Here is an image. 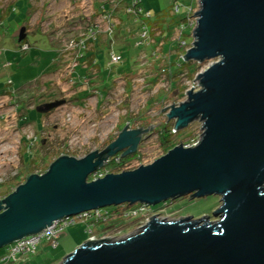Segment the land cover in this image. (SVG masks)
I'll return each instance as SVG.
<instances>
[{
    "label": "water",
    "instance_id": "95a60500",
    "mask_svg": "<svg viewBox=\"0 0 264 264\" xmlns=\"http://www.w3.org/2000/svg\"><path fill=\"white\" fill-rule=\"evenodd\" d=\"M200 5L185 61L215 62L198 76L200 90L167 113L177 132L200 119L199 143H181L148 165L97 180L89 178L107 158L136 151L140 130L125 129L102 152L57 158L0 199V250L83 212L218 195L216 221L153 218L125 239L85 243L61 264H264V0Z\"/></svg>",
    "mask_w": 264,
    "mask_h": 264
},
{
    "label": "rangeland",
    "instance_id": "374dc122",
    "mask_svg": "<svg viewBox=\"0 0 264 264\" xmlns=\"http://www.w3.org/2000/svg\"><path fill=\"white\" fill-rule=\"evenodd\" d=\"M96 1L102 3V0H0L1 13H6L9 5L15 8L9 19H0L1 24L6 21L11 25L4 30L8 37H3L5 34L0 37L2 191L8 184H18L19 180L15 178L19 175L20 182L24 183L30 172L41 174L45 169L41 161L44 155L59 151L83 158L108 147L125 125L149 127L150 131L146 132L139 149L143 153V163L154 162L163 154L159 127L163 129L169 123L174 127L175 124L174 120L169 122L167 119L170 108L184 102L189 89L195 87L194 91L200 90L198 76L215 62L199 64L201 68L192 79L183 74L180 79L170 80V62H181L180 56L185 53L182 50L183 54H180L177 29L167 32L165 35L169 38L165 40V37L162 43H158L155 38L164 34L157 24L151 28V36L150 24L147 21L143 24L140 15L128 14L127 8L123 9L124 5L116 1L111 7V18L102 14L97 17L96 35L100 40L96 50L90 44L86 57L79 62L76 61L75 50L56 56L54 50L60 48L62 51L66 41L79 33L74 23L94 13ZM142 1L144 11L151 12L153 18L160 12L171 10L175 4V0ZM23 28L32 43L28 51H22L16 42L21 38ZM189 32L185 35L190 42ZM163 47L165 50L162 51ZM89 49L95 52H92L95 62L90 60ZM112 54L121 55L123 61L111 64ZM174 80H177L175 86L172 85ZM182 88L183 92L180 91ZM85 94L87 96L82 98ZM63 100L66 102L61 106L50 110L44 108L46 104ZM202 127L203 122L197 119L188 128L176 132L174 140L178 145L196 142L201 139ZM26 154L36 160L31 168H26ZM220 205L221 197L218 195L206 198L189 195L148 206L145 213L131 218L122 217L126 212L123 206L128 207L126 205L107 207L101 210L112 212L111 219L93 227L96 238L90 237L86 225L78 223L61 233L56 248L43 242L37 254L19 255L17 261L22 260L23 264H61L85 243L125 239L140 232L153 218L176 221L190 216L193 219L209 216L213 221L216 218L214 212ZM6 248L0 250V257Z\"/></svg>",
    "mask_w": 264,
    "mask_h": 264
},
{
    "label": "built area",
    "instance_id": "2783aa9c",
    "mask_svg": "<svg viewBox=\"0 0 264 264\" xmlns=\"http://www.w3.org/2000/svg\"><path fill=\"white\" fill-rule=\"evenodd\" d=\"M139 0H131L129 5L127 6V13L131 15H143L145 17L150 18L151 13L149 11H144L143 8H138ZM182 9L184 12L182 13ZM201 9L200 0H175V4L172 8V14L178 18H181L180 22H178L176 26V34H177V40L180 47V54L183 50V55L180 56V60L185 61V56L187 52L193 47V43L195 41V30L198 26V16L197 13ZM107 17V15H106ZM111 18L112 16H108ZM189 38L190 42L185 35V32L189 31ZM96 32L91 33L88 35L87 39H71L66 42V45L64 47V50L71 51L75 50L77 53L76 61L79 62V59L84 56V54L81 52V50H85L87 48L86 42L89 40H92L93 42L97 41ZM26 49V47H25ZM159 58V56L157 57ZM123 61V57L119 54H112L111 55V64H118ZM164 71V70H163ZM199 86V82H198ZM195 87L191 88L194 89ZM190 90V89H189ZM188 90V91H189ZM185 96L187 99V93ZM198 91V90H197ZM174 132L176 133L177 130L174 129ZM200 139L196 142H192L189 144H184L185 147H193L196 146L199 143ZM108 172H105L103 168L98 170L94 175L91 176V179L89 180H97L99 178L105 177ZM147 205H141L137 208L132 207H125L123 208L126 210L125 213L122 214V217H138L141 214L145 213L146 210H149L147 208ZM111 213L104 212L101 209L95 210V211H88L83 212L76 216H70L65 217L61 221L55 222L50 227L46 228L42 232L38 234H34L31 236H27L21 240H18L17 242L11 244L8 246L5 250V253L1 257L0 264H11L17 260V257L19 255H35L38 251L39 245H41L43 242H47L52 248H56L59 245L58 238L61 235V233L68 228L69 226L76 225L78 223H82L87 226V228L90 230L91 238H96L97 236L94 234L93 227H96L100 223H105L111 219Z\"/></svg>",
    "mask_w": 264,
    "mask_h": 264
},
{
    "label": "trees",
    "instance_id": "16d2710c",
    "mask_svg": "<svg viewBox=\"0 0 264 264\" xmlns=\"http://www.w3.org/2000/svg\"><path fill=\"white\" fill-rule=\"evenodd\" d=\"M113 1L119 2L120 5H124L123 9L127 8V6L129 5L127 0H102V3H99V1L98 2L96 1L94 6H93L94 13L92 15H90V16L82 18L81 21L78 20V21H76L74 23V24L77 25L79 33L76 36L71 37V39H75V40H79V39H82V38L87 39L88 35H90L93 32H96L97 28H98V24H97V21H96L97 17L100 16L101 14L103 16L108 14L107 13L108 11H106L108 9H106V8L104 9V8H102V6H104V5L106 6V4H109L111 6L112 5L111 2H113ZM142 5H143V1L139 0V3L137 5L138 8H143ZM29 10H31V8ZM29 10H28V12H29ZM14 11H15V8L12 9V6L9 5L7 7L6 13L5 12H2V13L0 12V19L1 20L9 19L10 14L14 13ZM140 17L142 18L141 21L144 20L143 24L146 21H147V23L150 24V26H149L150 29L152 27H154L155 24H157V27L160 29V32H162L164 34L163 37H160V38H157V39L155 38V40L158 43H162L163 42L162 39H164L165 37H166L165 40H167V38H169V37H167L165 34L167 32L171 33L173 31V29H176V26H177L178 22H180V20H181V18H178V17H176V16H174L172 14V9L171 10H166L164 12H160L159 14H157L155 16V18H153L152 13H151V18H149V19H146L145 17H143V15H140ZM9 28H11V25L9 23H6V21L2 22V24L0 23V37H2L4 34H5V36H3V37H8V33H6V31H4V30L9 29ZM142 28H145V27L143 26ZM151 36H153V29H151ZM94 37L97 38V40L99 38L97 35L94 36ZM28 38H29V36H27L23 41H21L19 38H18V40L15 39L16 42L18 43L19 48L22 51H28L31 48V46H32V43L29 41ZM5 40H7V39H5ZM60 42H64V41H60ZM95 42H93L92 40H89L88 42H86V44H88L87 48L85 50H81V52L84 54V56L81 57L82 59L86 57L85 56V52L88 51V46L90 44L94 45ZM25 47H26V49H25ZM164 48L165 47L162 48V51L165 50ZM54 51L56 52V56H58V55L60 56L61 54H64L63 52L66 51V50H64L62 48V51H61V49L58 48V49H56ZM75 54H76V57H77V53L76 52H75ZM75 54H74V56H75ZM90 60L95 62V59H94L93 55L90 56ZM170 65L171 66H168V67H171L168 70L169 71V76L168 77L170 78V80L174 79L176 77H178V79H180L179 76H181L183 74H187L189 77H191L190 79H192V76L194 74H196V72H198L200 70V68H201V65L199 67V63H197L195 61H182V62H179V63L170 62ZM96 67H97V65L95 64V68ZM166 71L167 70L164 69V72H166ZM174 81H172V85L173 86L177 85V83H176L177 80H174ZM183 90L184 89L182 88V90H180V91L183 92ZM86 96H87V94L82 96V98H84ZM173 129H174V127L170 123H169V125L164 126L163 129H160V127H159L158 135H159V139H160V145H161V147L163 149V154L162 155H165L169 150H171L172 148H174L175 146L178 145V143H176L177 141L174 140V137H173L174 135H177V133H175ZM178 142H180V141H178ZM64 155H69V156L74 157L73 155L67 154L65 152H59V151L58 152H54V153H52L50 155H48V154L44 155L41 158V161L44 164L45 169L43 171H41L40 173L44 174L49 169L50 164L54 160H56L57 158H59L61 156H64ZM161 156L157 157L156 159L160 158ZM32 158H29L28 154L24 155V160H25L24 162H25L26 168H31L32 167L31 164L35 163L36 160L32 159ZM143 160H144L143 153L139 149L134 155H129V156H126V157H120V155H119L117 159H112L110 161V163L103 168V170L105 172H108V173H121V172H124V171L134 170V169L138 168L141 165L149 164V163H143ZM32 174H34V173L30 172L29 175L26 177V180ZM20 178H21V175H19V176H17L15 178L16 180H19V182H18L19 185L23 184V182H20ZM18 184H16V185L8 184V186H6V189L4 191H2L3 185H0V199H3L5 197H7L9 194H11L19 186ZM126 206L129 207V205H127V204H126Z\"/></svg>",
    "mask_w": 264,
    "mask_h": 264
},
{
    "label": "flooded vegetation",
    "instance_id": "af4514ba",
    "mask_svg": "<svg viewBox=\"0 0 264 264\" xmlns=\"http://www.w3.org/2000/svg\"><path fill=\"white\" fill-rule=\"evenodd\" d=\"M125 129H127V130H140L141 131V142L142 141H144V138H145V136H146V132H149L150 130L149 129H145V128H143V127H140V128H133V126H124V128L121 130L122 132L125 130ZM121 132V133H122ZM120 133V134H121ZM119 134V135H120ZM119 135H118V137H119ZM118 139V138H117ZM116 139V140H117ZM115 141V140H114ZM114 141H112L109 145H111ZM141 142H140V144H139V146H137V149H136V151L134 152V153H132V154H129V155H134L138 150H139V148L143 145V143L141 144ZM109 145H108V147H109ZM108 147H106L105 149H103V150H96V151H99V152H102V151H104V150H106ZM123 153H124V151H121V152H118L116 155H114V156H111V157H109V158H107V160L106 161H104V164H103V168L105 167V166H107L109 163H110V161L112 160V159H117L118 158V156L120 155V157H123L122 155H123ZM129 155H127V156H129ZM126 157V156H125ZM216 220H218V218H214L213 219V221H216Z\"/></svg>",
    "mask_w": 264,
    "mask_h": 264
},
{
    "label": "crops",
    "instance_id": "0c3cea01",
    "mask_svg": "<svg viewBox=\"0 0 264 264\" xmlns=\"http://www.w3.org/2000/svg\"><path fill=\"white\" fill-rule=\"evenodd\" d=\"M114 3H115V2L113 1V2H111V4H112L111 6H110L109 4H106V6H105V5L102 6V8L104 7V9H105V8L108 9V10H106V11H108V12H107L108 14H106L107 17H108V16H112L113 8L111 9V7L113 6ZM106 15L104 16L105 18H106ZM99 40H100V38H98V40L95 42L96 44L91 45V46H93V49H94V50H96V45H97V43L99 42ZM89 51H91V56H92L93 53H95L92 49H91V50L89 49ZM92 52H93V53H92ZM37 252H38V251H37ZM36 254H37V253H36ZM0 259H1V257H0ZM15 263H16V264H23V261H22V260H18V261L16 260Z\"/></svg>",
    "mask_w": 264,
    "mask_h": 264
}]
</instances>
